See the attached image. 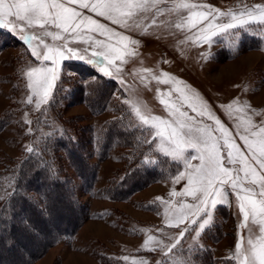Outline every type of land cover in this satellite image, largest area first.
Listing matches in <instances>:
<instances>
[{
    "label": "snow or ice",
    "instance_id": "1",
    "mask_svg": "<svg viewBox=\"0 0 264 264\" xmlns=\"http://www.w3.org/2000/svg\"><path fill=\"white\" fill-rule=\"evenodd\" d=\"M251 25L264 30V5H244L239 11L222 12L190 0H0V29L17 35L39 63L24 72L29 94L23 102L34 105L37 110L51 99L61 63L69 59L84 60L89 50L88 64L104 77H122V66L128 58L139 55L140 45L139 40L125 32L148 35L150 26L175 29L192 33L181 44L192 41L210 46L213 37ZM45 38H50L51 43ZM72 43H82L85 47L69 46ZM142 71L151 72L150 69ZM151 79L157 84L172 85L159 93L166 116L146 114L129 99L123 102L135 113L138 127L146 135L143 143L150 146L148 151L162 154L180 165L181 170L172 182L185 183L182 191L173 188L170 199L161 200L167 205L164 223L179 229L178 234L168 235L163 228L158 229L161 236L148 235L144 250L159 252L162 257L159 264H193L188 256L194 254V248L201 247L194 242L211 224L216 207L229 204V197L234 196L242 217L239 228L247 229V234L239 237L229 259L236 264H264V121L259 125L253 122L248 115L250 106L234 108L238 101L223 106L226 110L234 108L239 114L233 117V112H228L237 121L234 136L183 81L167 72L151 75ZM146 80L141 75V82ZM120 83L124 84L123 78ZM24 122L32 123L26 116ZM31 131L29 127L28 132ZM237 137L243 147L236 142ZM26 151L32 153L33 148L27 147ZM142 159L145 164L155 163L147 156ZM176 197L181 199H172ZM250 224L257 226L258 232ZM186 235L193 243L184 239ZM132 264H147V260H134Z\"/></svg>",
    "mask_w": 264,
    "mask_h": 264
},
{
    "label": "rangeland",
    "instance_id": "2",
    "mask_svg": "<svg viewBox=\"0 0 264 264\" xmlns=\"http://www.w3.org/2000/svg\"><path fill=\"white\" fill-rule=\"evenodd\" d=\"M190 2L208 5L222 12L239 11L244 5L249 7L264 5V0H190ZM94 18L109 23L103 18ZM145 23L148 24L150 21ZM117 30L124 31L119 28ZM148 32V35L125 32L140 41L137 48L139 55L128 58V62L122 66V77L111 78L116 89L110 105L124 104L131 113L133 124L138 126V119L130 105L123 102L124 99L135 101L146 114L167 115L159 102V93L168 90L172 85L157 84L151 79V75H159L161 72H167L187 84L191 92L198 94L200 99L207 103L234 136H236L234 125L237 121L233 117L239 115L234 111L235 106H250L248 115L253 122L259 125L264 121V44L243 47L241 44L247 34H259L264 40V30L261 26L251 25L244 29H232L227 33H221L212 38L213 43L210 46L194 44L192 41L181 44L180 41L192 33L175 29L150 26ZM16 38L19 39L8 30L0 34V117L11 112L13 118L0 127V171L10 160L23 157L27 147H31L32 139L29 137L28 129L29 127L32 129V123L31 125L25 123V116L32 122L40 110L47 106L42 104L37 110L34 105L23 102L29 94L24 72L29 67L39 66V63L30 55V50L22 44L23 41L19 39L21 41L19 43ZM45 39L51 43L50 38ZM69 46L80 49L85 47L82 43H72ZM90 54L89 50L84 60H70L87 63ZM63 66L64 61L61 63L58 81L64 73L77 77ZM93 68L98 71L94 66ZM143 69H150L151 72H143ZM141 75L147 77L146 82H141ZM121 78L124 84L120 83ZM175 95L173 93V96ZM237 101L239 104L235 105L234 102ZM229 104H234L232 110L223 107ZM229 111L233 112V117L229 116ZM254 112L261 115H255ZM61 113L65 120L77 118L78 121L73 124L76 130L82 127L87 129V132L81 133L85 137L84 144H90L86 159L97 163L95 187L93 193L88 194L79 175L69 162L65 161L64 167L76 186L77 198L87 207L89 217L78 227L73 238L50 246L33 264H132L134 260L143 259L147 260V264H159L161 254L144 250V242L148 235L160 237L161 233L157 230L161 228L168 235L178 234L179 229L165 225L164 209L167 205L161 200H169L173 188L177 192L182 191L184 181L179 184L172 182L173 176L181 170V166L179 165L172 176L151 182L129 198L115 199L103 195L101 190L109 185L113 176H119L125 171L127 161L124 158L126 146L110 148L108 155L101 160L97 148L102 125L116 117L118 111L110 106L101 113H95L86 102L79 99L66 104ZM190 114L194 115L191 112ZM236 142L243 147L238 137ZM155 154L159 153L149 152L148 158L154 159L152 156ZM188 202H191V198H188ZM241 219L235 205V197L230 196L229 204L216 207L211 224L201 232L194 243L210 250L215 258H229L234 253L239 237L247 234V229L239 228ZM250 227L258 232L257 226L250 224ZM184 239L193 243L187 235ZM181 244L184 248L187 247L184 240ZM124 257L128 259L125 260ZM234 263L236 264V261Z\"/></svg>",
    "mask_w": 264,
    "mask_h": 264
},
{
    "label": "trees",
    "instance_id": "3",
    "mask_svg": "<svg viewBox=\"0 0 264 264\" xmlns=\"http://www.w3.org/2000/svg\"><path fill=\"white\" fill-rule=\"evenodd\" d=\"M6 32L7 29H0V34ZM241 44L242 47L262 46L264 40L259 34H247ZM63 67L77 77L64 73L47 106L32 121L29 137L33 152L25 151L23 157L10 160L0 171V264H33L50 246L73 238L89 217L64 164L69 162L87 193L92 194L97 163L86 159L90 144H84L81 132L87 129L76 130L73 124L77 118L65 120L62 115L61 109L66 104L80 99L95 113L110 106L118 111L116 117L102 125L97 148L101 160L110 148L126 146L124 158L127 161L125 171L113 176L109 185L101 190L103 195L129 198L151 182L172 176L179 168L161 154L149 158L155 163L143 162L142 157H148L149 153L148 145L143 143L146 135L133 124L124 104L110 105L116 89L113 79L104 77L93 65L83 61L65 60ZM11 115L7 112L0 117V127L13 119ZM193 253L188 256L193 264H235L229 258H215L203 247L194 248Z\"/></svg>",
    "mask_w": 264,
    "mask_h": 264
}]
</instances>
